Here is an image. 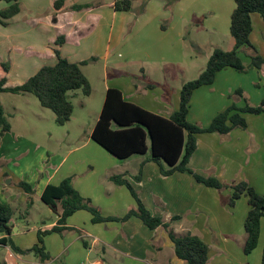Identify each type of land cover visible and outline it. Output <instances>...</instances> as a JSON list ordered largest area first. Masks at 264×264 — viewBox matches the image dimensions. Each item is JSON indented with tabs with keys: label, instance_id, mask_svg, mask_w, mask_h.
Wrapping results in <instances>:
<instances>
[{
	"label": "crops",
	"instance_id": "obj_1",
	"mask_svg": "<svg viewBox=\"0 0 264 264\" xmlns=\"http://www.w3.org/2000/svg\"><path fill=\"white\" fill-rule=\"evenodd\" d=\"M55 1L20 0V12L8 19L7 25L0 23V32L2 26L12 29L16 24L20 34L34 38L23 36L25 46L19 42L21 46L12 47L0 39V50L5 51L7 46L8 53H24L26 80L42 66L58 61L55 49L72 62L95 57L82 65V69L102 62L105 87L97 90L103 101L109 88H118L126 100L168 117L179 108L181 89L190 80L188 75L196 72L194 75H200L215 48H234L230 31L236 8L234 0H134L131 11H117L114 7L117 0H65L59 10ZM86 3L93 7L72 10L73 5ZM8 4L1 1L0 10ZM252 19L251 41L264 57V19L258 13H253ZM203 31L208 34L207 40ZM60 35L66 37L63 45L56 43ZM222 37L226 39L225 46L218 42L221 39L223 43ZM193 47L201 51L204 47L209 49L206 64L201 68L198 56L191 54ZM243 52L246 50L240 53L242 58L246 55ZM243 60L250 66L249 56ZM238 90L243 93L237 94ZM263 99L264 65L250 67L246 72L227 67L218 72L213 84L194 91L189 120L207 126L234 102L242 107L247 103L259 105ZM245 117L248 123L245 129L236 128L227 135L200 133L189 165L199 174L216 176L227 185L247 181L264 194V114L247 113ZM11 131L4 135L8 137ZM11 146L16 145L12 141L0 145V159ZM94 151L96 154L75 150L63 156L44 149L26 163L25 159L21 161L14 171L4 166L0 172V200L11 204L13 209H20L18 205L25 209L26 204L27 209L20 217L29 224L36 196L41 198L49 183L59 184L73 176L75 187L92 199L104 215L123 216L136 207V201L127 186L116 184L111 177L126 174L124 177L134 184L146 206L153 214L170 221L175 233H191L208 244V264H262L264 218L257 247L250 254L244 252L245 221L250 209L246 195L235 206L227 205L224 199L232 194L231 188L208 187L189 172L163 175L160 165L149 159L150 151L126 159H119L108 150ZM140 171L141 180H134ZM6 174L10 180L5 187ZM21 180L28 181L35 189L31 207L30 194L18 186ZM54 211L56 220L51 224L43 220L44 226H35L36 236L29 240H23L22 236L31 230L12 220V238L16 244L25 250L31 248L38 240L39 229H51L57 224L60 207ZM175 216L178 218L174 219ZM67 225L73 230L44 237L51 259L43 263L38 257L33 264H87L88 260L89 264H188L177 257L163 227L151 229L136 216L125 222L94 223L93 214L82 209L69 217Z\"/></svg>",
	"mask_w": 264,
	"mask_h": 264
},
{
	"label": "trees",
	"instance_id": "obj_2",
	"mask_svg": "<svg viewBox=\"0 0 264 264\" xmlns=\"http://www.w3.org/2000/svg\"><path fill=\"white\" fill-rule=\"evenodd\" d=\"M9 3L0 10V23L8 24V19L18 14L21 10L20 0H0ZM236 8L231 17V35L234 39V48L225 50L215 48L210 56L204 71L195 79L187 81L182 89L180 105L177 110L166 117L140 105L125 99L118 88H109L102 106L100 116L93 128L92 139L119 159H126L135 154L151 152L150 160L157 162L163 175H171L175 172H189L199 183L212 188L222 190L231 188L232 194L224 199L227 205L235 206L243 196L248 197L250 209L245 221L247 239L244 252L250 254L257 247L261 232V222L264 218V194L259 193L247 181H241L232 185L223 183L213 175H202L190 165V160L197 149V136L200 133L216 132L227 135L236 128H247L248 123L245 114H264V99L259 105L247 103L245 106H237L234 102L227 109L217 114L207 126L191 122L189 111L191 99L196 89L213 84L218 72L232 67L241 72H246L250 67L262 68L264 57L251 41L253 32V13H258L264 19V0H234ZM134 0H117V11H131ZM65 0H56L55 8L61 9ZM91 3L75 4L72 10L79 11L91 8ZM57 20L56 14L54 21ZM66 37L60 35L56 39L58 45H63ZM246 50V55L251 58L250 66H247L240 53ZM58 61L55 64L42 66L34 75L24 83L16 86H8L11 62L0 61V92H27L34 94L46 108H50L56 114L58 125H65L71 120L74 113V103L69 97V92L81 89L88 96L92 93V84L84 73L82 65L95 60V57L81 62H72L62 56L59 49H55ZM243 93L238 90L237 94ZM12 124L6 116L5 108L0 99V135L11 131ZM126 174L111 177L118 185H125L130 190L136 201V207L131 208L123 216H106L96 207L92 199L82 195L75 187L73 176L64 178L59 184L49 183L43 190L41 199L49 207L58 211V221L51 229H39L37 242L29 249H22L12 238L14 209L11 204L0 200V245L10 246L20 254L35 253L44 263L51 259L50 253L45 247L44 237L50 233H63L65 230H73L68 226V219L77 211L85 209L93 214V222L120 221L125 222L131 217L140 218L151 229L163 227L175 248L178 258L188 264H208L209 246L199 236L191 233L178 235L171 227L170 221L155 215L146 206L139 196L134 184L126 179ZM141 171L134 176V180H141ZM25 192L30 194L28 205L34 203L32 195L35 192L31 183L21 180L18 183ZM175 216L174 219H177ZM264 264V252L262 258Z\"/></svg>",
	"mask_w": 264,
	"mask_h": 264
},
{
	"label": "rangeland",
	"instance_id": "obj_3",
	"mask_svg": "<svg viewBox=\"0 0 264 264\" xmlns=\"http://www.w3.org/2000/svg\"><path fill=\"white\" fill-rule=\"evenodd\" d=\"M258 28L259 26L256 25V30H259ZM202 34L204 35V40H207L208 34L205 31H203ZM23 36L25 35L20 34V30L16 24L12 29L7 28L6 26L1 27L0 39H4V41L11 47L14 44L17 46H21V44L22 46H25L23 43L25 42V39L22 38ZM25 37L27 39H29L28 37L34 38L32 35ZM222 38L224 39L223 43L221 42V39H218V42H220L222 46H225L224 42L226 39L225 37ZM4 48L5 51L0 50V59L2 61L10 60L13 65L12 71L9 75L10 79L8 86H16L27 78L24 77L25 66L23 64L24 59H27V57L24 53L18 55L16 52L8 53L7 46ZM203 49L204 50L201 51L198 47H193V50H191V54H196L198 56L199 68L203 66V63L206 64L205 62L209 52L207 51L209 50L208 48L207 50L205 47ZM243 53L247 54L245 52ZM242 56L244 59L248 57V55ZM83 70L91 79L90 82L92 84V89L96 90L91 96H86L81 89L69 92V97L74 103L75 109L71 120L65 125H58L54 111L42 106L39 99L34 94L27 92H0V99L5 108L6 116L13 126V130L8 133V137H6L7 134L6 136H0V145L7 141H12V144L16 145L15 147H7L5 156H1L0 172L4 166L7 169L14 171L13 168L17 169L16 167L20 165L21 161L25 159L24 162L26 163V161L31 160V158L33 159V157L40 155L44 149H49L50 151L63 156L75 150L80 152L84 151L90 154H96L94 151L96 149L106 151V149L95 142L91 136L104 102L103 95L100 94L97 89H104L105 87V72L102 67V62L98 66L83 67ZM194 74H197V72L188 75L190 80L199 76ZM110 78H114L112 74L110 75ZM21 136H24V138H21ZM7 177L8 175L6 174L4 177L5 183L3 181V186L5 187L10 180V178L7 179ZM10 184H14V182L11 181ZM36 197L37 202L35 208L31 212L32 216L28 217L29 224L26 223V220L20 217L22 212L27 209L26 204L24 205L25 209L22 208L21 205H18V208L20 209H14L13 220L16 222L18 221L23 228L26 226L25 230H31L22 236L23 240H29L31 237L33 238L34 235L36 236V230L34 228L35 226H44L43 220H46L47 224H51L56 220L57 215L53 208L45 204L38 195ZM58 239L60 241V238ZM16 240L20 241L21 238H16ZM74 252L75 251L71 250V254H74ZM88 255H90V253ZM37 259L38 256L33 252L19 257L10 246L0 245V264H33ZM89 263L90 260L87 261V264ZM77 264H79V262H77Z\"/></svg>",
	"mask_w": 264,
	"mask_h": 264
}]
</instances>
